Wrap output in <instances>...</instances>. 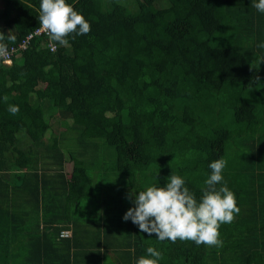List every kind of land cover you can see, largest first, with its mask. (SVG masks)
<instances>
[{
	"label": "trees",
	"instance_id": "16d2710c",
	"mask_svg": "<svg viewBox=\"0 0 264 264\" xmlns=\"http://www.w3.org/2000/svg\"><path fill=\"white\" fill-rule=\"evenodd\" d=\"M257 2L66 0L88 34L64 46L34 37L0 62V264H136L148 247L159 264H264ZM39 15L40 0H0L7 46ZM220 158L240 208L222 247L159 241L122 219L132 190L171 175L199 199Z\"/></svg>",
	"mask_w": 264,
	"mask_h": 264
},
{
	"label": "clouds",
	"instance_id": "9594fccd",
	"mask_svg": "<svg viewBox=\"0 0 264 264\" xmlns=\"http://www.w3.org/2000/svg\"><path fill=\"white\" fill-rule=\"evenodd\" d=\"M254 7L264 13V0H258ZM39 21L50 40L60 46L69 43V36L75 39L77 35L91 31L83 14L66 0H40ZM7 39H10L8 34L0 32V56L7 54ZM2 99L7 102L9 97L5 95ZM7 110L11 115H17L19 106L10 104ZM226 166L227 161L223 158L208 165L211 174L204 181L199 199L180 175L169 176L163 186L153 183L138 194L132 190L126 198L132 200L134 206L127 209L122 219L131 220L142 233L154 234L159 241H193L198 246L222 247L221 225L233 222L235 214L240 212L235 193L228 188L222 174ZM146 253L136 264H159L163 258L154 247H148Z\"/></svg>",
	"mask_w": 264,
	"mask_h": 264
},
{
	"label": "built area",
	"instance_id": "2783aa9c",
	"mask_svg": "<svg viewBox=\"0 0 264 264\" xmlns=\"http://www.w3.org/2000/svg\"><path fill=\"white\" fill-rule=\"evenodd\" d=\"M41 36H45V37H49L47 35V33H45L43 31V29L41 28L40 24L34 28L32 31L28 32L26 34V36L20 41L18 42L16 45H9L7 47V54L4 55V56H0V62L2 63H6V64H9L11 62V58L13 56H17L20 54V51L22 49H25L26 46L28 45L29 41L34 38V37H41ZM48 47L50 50H53V48H55V45L52 43V42H48ZM61 236H66V235H69V233L67 234V231H62Z\"/></svg>",
	"mask_w": 264,
	"mask_h": 264
},
{
	"label": "rangeland",
	"instance_id": "374dc122",
	"mask_svg": "<svg viewBox=\"0 0 264 264\" xmlns=\"http://www.w3.org/2000/svg\"><path fill=\"white\" fill-rule=\"evenodd\" d=\"M129 2L131 1V0H128ZM53 125H54V127H56L57 126V123L55 122V123H53ZM71 168V163H69V162H66V164H65V169L66 170H69ZM65 231H67V230H65ZM70 234V232L69 231H67V234ZM256 256V258L255 259H253V261H251L252 262V264H258V262H259V260H258V255H255Z\"/></svg>",
	"mask_w": 264,
	"mask_h": 264
}]
</instances>
